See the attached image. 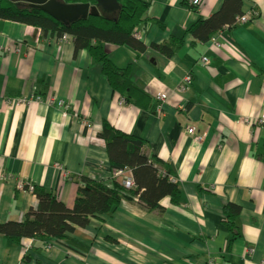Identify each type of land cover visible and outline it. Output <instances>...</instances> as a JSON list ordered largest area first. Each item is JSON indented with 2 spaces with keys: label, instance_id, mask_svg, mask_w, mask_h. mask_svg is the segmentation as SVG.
<instances>
[{
  "label": "crops",
  "instance_id": "obj_1",
  "mask_svg": "<svg viewBox=\"0 0 264 264\" xmlns=\"http://www.w3.org/2000/svg\"><path fill=\"white\" fill-rule=\"evenodd\" d=\"M141 1L147 9L135 37L145 50L104 43L110 61L129 66L145 92L139 104L114 92L102 64L76 49L71 34L0 19V223L23 222L38 206L18 181L57 191L69 208L84 178L111 185L116 176L99 136L104 120L146 142L145 154L176 179L181 202L164 197L163 211H149L124 199L60 239L0 233V264H264V0H241L249 20L226 24L207 41L188 28L226 0ZM176 43L170 56L155 47ZM188 72L193 83L183 93L177 87ZM162 90L169 97L160 115L153 94ZM30 94L41 101L15 102ZM228 204L240 207L234 219Z\"/></svg>",
  "mask_w": 264,
  "mask_h": 264
},
{
  "label": "trees",
  "instance_id": "obj_2",
  "mask_svg": "<svg viewBox=\"0 0 264 264\" xmlns=\"http://www.w3.org/2000/svg\"><path fill=\"white\" fill-rule=\"evenodd\" d=\"M117 1L120 6L113 12L101 9L98 15L89 14L70 24H64L42 9L31 7L27 2L0 0V19L30 24L44 33L51 32L61 37L71 34L74 36L76 49H87L91 56L102 64V73L114 92L125 94L126 100L132 99L138 103L139 95L145 96V92L131 81L129 66L121 69L110 61L109 51L104 43L126 45L144 51L145 46L135 37V31L143 21L147 6L141 0ZM64 2H89L96 5V0ZM241 5V0H226L219 11L206 20L199 19L188 30L200 40L207 41L224 25L235 24L241 15ZM176 44H161L155 47L170 56L181 43ZM99 136L106 141L114 175L119 170L132 171V187L126 188L116 177L111 185L84 178L80 183L74 206L69 208L60 200L57 191L36 186L34 192L39 200L38 206L27 212L23 222L0 223V233L12 240H19L24 236H49L60 239L68 232L74 231L76 226L88 225L92 217L112 213L124 199L137 198L149 211H163L160 201L164 197H170L174 204L181 202L182 193L178 184L171 180L170 172L162 169L161 166L164 165L160 159L145 154L146 142L142 138L116 129L108 120L103 121ZM225 211L229 218L234 219L240 213V207L228 204ZM232 224L233 221V228ZM28 258L27 255L25 259L28 261Z\"/></svg>",
  "mask_w": 264,
  "mask_h": 264
},
{
  "label": "water",
  "instance_id": "obj_3",
  "mask_svg": "<svg viewBox=\"0 0 264 264\" xmlns=\"http://www.w3.org/2000/svg\"><path fill=\"white\" fill-rule=\"evenodd\" d=\"M27 2L31 7L42 9L56 20L65 24L75 21L80 16L87 17L88 14H99L98 8L112 11L119 8L117 0H96V5L85 3L67 4L61 0H17Z\"/></svg>",
  "mask_w": 264,
  "mask_h": 264
},
{
  "label": "built area",
  "instance_id": "obj_4",
  "mask_svg": "<svg viewBox=\"0 0 264 264\" xmlns=\"http://www.w3.org/2000/svg\"><path fill=\"white\" fill-rule=\"evenodd\" d=\"M191 3L193 4V5H195V6H197V5H199V3H200V0H191ZM249 20V15H247V14H242V15H240L238 18H237V20H236V22H240V23H244V22H246V21H248ZM64 38L66 37V35H64L63 36ZM140 38V37H139ZM201 62L204 64V63H207L208 62V58L207 57H203L202 58V60H201ZM192 83H193V76L191 75V73H187L186 75H185V77H184V79L182 80V82L180 83V86H179V88H178V90L180 91V92H183V93H185V92H187L189 89H190V87H191V85H192ZM157 94L155 95L158 99H160V100H162L163 102H165L166 100H167V97H168V91H165V90H162V91H159V92H156ZM30 101H33V102H40L41 101V96L38 94H30L28 97H24L21 101H20V103H23V104H28ZM55 103H56V105H58L59 107H61V108H63V109H65L64 107H65V104H63V102H65V101H63V100H55L54 101ZM161 105L162 104H160L159 105V107H158V112L160 113L161 111H162V109H161ZM64 114H65V112H63ZM249 122H250V120H249ZM91 127V126H90ZM187 132H188V134H190V135H192L193 136V138L196 140V141H202L204 138H205V134L203 133V134H198L197 133V131H196V127H194V126H188L187 127ZM125 175H127L126 174V171L125 170H119V171H117L116 172V174H115V176H116V178L118 179V180H120L121 178L123 179L122 180V184L123 185H125V187L126 188H130V187H132V185H133V181H132V177H130V176H125ZM120 176V177H119ZM25 187H27L31 192H33L34 191V186L33 185H26L25 184V182L24 181H18V183H17V188H19V189H23V188H25Z\"/></svg>",
  "mask_w": 264,
  "mask_h": 264
},
{
  "label": "rangeland",
  "instance_id": "obj_5",
  "mask_svg": "<svg viewBox=\"0 0 264 264\" xmlns=\"http://www.w3.org/2000/svg\"><path fill=\"white\" fill-rule=\"evenodd\" d=\"M61 1L64 2L63 0H61ZM64 3H65V2H64ZM91 5H93V4H91ZM99 12H101V8H98V13H99ZM65 35H66V34H65ZM188 73H190V72H188ZM191 75H192V73H191ZM192 76H193V75H192ZM184 77H185V76H184ZM184 77L182 78V80L184 79ZM181 82H182V81H181ZM181 82H180V83H181ZM180 83H179V85H178L177 88H179ZM156 94H157V93H154L153 95H154V97L156 98V100L158 101L157 104H156V106H155V112H158V111H157V110H158V107H159L160 104L163 103V101L160 100V99H158V98L155 96ZM168 97H169V93H168ZM168 97H167V99H168ZM22 99H23V97H22V98H19V99H16L15 102L19 104L20 101H21ZM56 99H57V100H60V99H61V100L65 101L64 99H62V98H58V97H57ZM125 100H126V99H125ZM125 100H124V99H121V103H123ZM8 101H10V100H8ZM63 104H65V107H64L65 109H64V110L68 109V104L66 103V101L63 102ZM60 108H61V107H60ZM61 109H63V108H61ZM158 113H159V112H158ZM160 115H163V112H162V111L160 112ZM88 123L90 124V120H88ZM258 125H259V126H264V119L259 120V121H258ZM203 140H204V139H203ZM203 140H202V141H203ZM126 174H127V173H126ZM127 175H128V174H127ZM127 175H125V176H127ZM128 176L132 177V175H130V174H129ZM128 176H127V177H128ZM119 177H120V176H119ZM113 178H114V177H113ZM122 180H123V179L121 178V179L118 180V181H119V182H122ZM173 181H174V182H177L176 179H174ZM207 264H214V262H213L211 259H209V260L207 261Z\"/></svg>",
  "mask_w": 264,
  "mask_h": 264
}]
</instances>
